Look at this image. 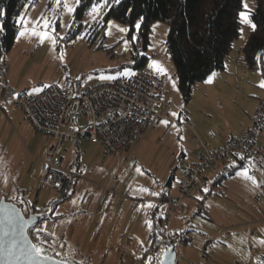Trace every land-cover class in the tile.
<instances>
[{"label":"rangeland","instance_id":"rangeland-1","mask_svg":"<svg viewBox=\"0 0 264 264\" xmlns=\"http://www.w3.org/2000/svg\"><path fill=\"white\" fill-rule=\"evenodd\" d=\"M65 3L73 11L69 12ZM241 3V12L247 5L250 21L255 0ZM76 4L77 0H61L59 5L56 0H38L22 14L27 23H20L18 33L25 31V35L17 39V33L12 48L4 55L5 84L15 89L38 90L48 84L62 86L69 78L83 79L81 85L86 87L132 71L128 66L132 43L137 42V49L142 47L141 39L136 37L138 29L135 27V39L131 40L128 27L110 19L103 39L87 32L88 27L72 35L66 30ZM97 14L98 11L88 14L83 23L91 24ZM239 19L240 35L225 60V69L195 84L188 101L177 89L174 68L166 52L167 25L156 21L149 26V44L140 54L147 57V64L154 71L164 69L159 73L165 76L166 94L154 111L160 116L168 114L166 120L171 124L165 126L160 123L163 119L154 120L140 140L121 153L120 166L116 158L103 155L100 145L81 143L78 162L85 183H79L75 192L53 209V215L60 216L56 221L49 214L50 202L59 196L38 183L42 157L53 142L34 133L20 110L5 106L0 111V198H14L24 192L28 204H35L38 213L48 214L41 227L53 233L60 230L68 250H75L77 257L85 258L88 264H119L121 237L127 238L126 250L131 255L144 252L153 207L147 205L159 203L155 200L161 197L178 159L183 163L196 159L195 139L213 147L205 136L215 135L212 142L217 143L238 134L248 125L264 93L259 86L264 81L262 70H249L240 59L252 27L251 21L245 23L240 14ZM44 20L50 22L48 32L56 37V43L51 39L42 42L39 35L33 34V30L43 34ZM77 107L75 102L74 111L78 113ZM82 123L79 116L77 124ZM257 145H264V137L258 139ZM63 156L65 161L73 160L75 148L67 145ZM203 174L210 180L206 184L200 182L192 191L195 200L185 201L187 211L176 209L170 218V232H188L190 237L187 244L178 243L176 264H264V203L253 199L259 189L260 174L242 167L221 183L215 182L219 177L212 169ZM180 177L177 168L173 188ZM108 183L109 188L104 191ZM129 264L136 263L131 259Z\"/></svg>","mask_w":264,"mask_h":264},{"label":"built area","instance_id":"built-area-1","mask_svg":"<svg viewBox=\"0 0 264 264\" xmlns=\"http://www.w3.org/2000/svg\"><path fill=\"white\" fill-rule=\"evenodd\" d=\"M7 64L0 58V111L5 106L16 108L23 114V120L34 133L52 140L42 157L38 183L41 188H50L58 196L67 195L78 182L83 181L79 174L78 145L92 143L100 145L103 155L116 158L122 163L121 152L140 140L154 120H166L168 114L158 115L154 108L162 102L166 94L165 76L154 72L151 67L137 69L128 74H117L105 82H96L83 87L82 81L67 78L62 86L43 85L40 89L15 90L5 84ZM86 78V77H85ZM78 104V113L74 103ZM81 117L82 125L77 124ZM171 124V122H170ZM187 135L192 136L190 130ZM264 137V98L259 100L250 119V124L237 135L231 136L221 146L209 149L199 139H195L197 159L183 163L178 159L180 179L167 197L161 212L162 233L169 232L170 218L183 202L191 198L192 191L200 183L204 171L218 162L235 156L243 160L244 167L260 174V185L253 199L264 203V145H257ZM75 148V158L65 161L63 152L67 145ZM202 207V205H200ZM28 212L35 211L28 206ZM126 237L120 244L119 264H158L164 244L156 250L131 255L126 250ZM178 244V241L176 242Z\"/></svg>","mask_w":264,"mask_h":264},{"label":"trees","instance_id":"trees-1","mask_svg":"<svg viewBox=\"0 0 264 264\" xmlns=\"http://www.w3.org/2000/svg\"><path fill=\"white\" fill-rule=\"evenodd\" d=\"M37 1L0 0V11L4 12V15L0 16V28L3 29L0 31V58L10 51L15 42L20 29V17ZM94 4L98 6V16L91 24H84L83 20ZM241 11V0H120L119 3L108 0L107 4L104 0H79L66 32L75 35L82 32L84 27H88L87 32H94L96 38L103 39L107 22L113 19L128 27V37L132 40L135 25L140 21L136 37L141 39L142 47L137 49V42L132 43L131 61L128 63L134 71L148 66L147 57L141 55L140 50L146 49L149 44V26L156 21L165 23L168 27L166 52L174 68L177 89L182 98L188 101L195 84L205 81L214 72L225 69V60L232 51L234 41L240 35ZM249 19L251 24L255 25V30L253 28L249 30L241 48L240 59L247 69L254 71L260 69L264 73V0H255ZM100 47L103 48V45ZM230 160H234V164H228ZM242 167L243 160L238 156L221 162L220 166H217L216 174L219 178H214L215 182H223L222 179L229 178ZM176 169L177 166L173 167L169 173L161 197L171 194ZM200 182L206 184L208 179L203 176ZM14 196L5 198L22 208L25 214L28 212V206L38 212L35 204L27 203L23 197L24 192ZM68 197L69 194L61 195L56 201L50 202L52 210L49 214L52 220L57 219V216L53 215V209ZM198 204L201 205V202ZM166 205L165 200H159L152 208L148 244L143 249L144 252L156 250L161 243L170 245L178 241L179 244H187L190 241L188 232L169 231L167 235L162 233L161 212ZM160 207L163 208L162 211ZM198 210L200 212L201 209ZM41 215L42 220L49 218L45 211ZM37 227H41V224L29 229L28 234L34 244L45 249L47 255L72 264H88L85 258L77 257L75 250H68L62 238L58 239L52 232L46 231L37 238L35 234Z\"/></svg>","mask_w":264,"mask_h":264},{"label":"snow or ice","instance_id":"snow-or-ice-1","mask_svg":"<svg viewBox=\"0 0 264 264\" xmlns=\"http://www.w3.org/2000/svg\"><path fill=\"white\" fill-rule=\"evenodd\" d=\"M105 4L108 3V0H104ZM114 3H119L120 0H113ZM56 3L59 5L61 3V0H56ZM77 3H79V0H77ZM64 7L68 9L69 12L73 11L72 8H69L67 3L64 4ZM245 11L240 13V17L242 21L245 23H250L248 20V14H247V5H244ZM98 11V6L94 4L91 7L90 15L93 13H96ZM4 12L0 11V16H3ZM143 18H141L142 20ZM20 23H27V21H24L23 17H21ZM109 25H111V22H108ZM50 26V22L47 20H44L41 27L43 30V34L40 35L36 33L35 30H33L34 35H39L40 40L43 42L45 39H51L52 43H56V37L54 35H50L48 32ZM250 26L255 30V25L250 24ZM137 29L140 28V21L137 22L135 25ZM3 29L0 28V31ZM120 31L124 32L127 31V29H120ZM52 32H55V29H52ZM107 34V33H106ZM25 35V31H21L18 33L17 39ZM135 39V37H133ZM127 43V42H125ZM159 72L163 73L164 69L159 68ZM210 82V81H209ZM261 88H264V81H262L259 85ZM173 87L175 88V84H173ZM173 116L177 115L176 113H172ZM160 123L164 124L165 126H168L170 122L168 120L160 121ZM174 127V125H173ZM182 139V137H181ZM153 195H157L156 193H153ZM148 207H152L153 205L149 204ZM19 217V212L16 211L15 206L12 207V209L6 214L4 223L7 225V228L0 231V257H2L8 264H11V261H20L21 259H25L29 262L37 261L41 259H47L45 249L37 244L34 243H27L23 240H18L17 236L20 234L17 232V229L15 227L16 225V218ZM22 232V229L20 230ZM46 229L43 227H37L35 228V234L37 238H40L42 233H45ZM45 242V241H42ZM161 264H163V261H161Z\"/></svg>","mask_w":264,"mask_h":264},{"label":"water","instance_id":"water-1","mask_svg":"<svg viewBox=\"0 0 264 264\" xmlns=\"http://www.w3.org/2000/svg\"><path fill=\"white\" fill-rule=\"evenodd\" d=\"M15 206V209L17 212H19V217L16 218V229L17 232L20 233L17 236L18 240H23L27 243H34L32 239L30 238L28 234V230L31 228H34L40 224L42 221V215L38 212H27L25 214L19 206H17L15 203L8 201L5 197L0 198V231L7 228V225L4 223L6 214L12 209V207ZM22 229V232L20 230ZM178 244H165L163 247V253L161 256V259L158 264H161V261H163V264H176V248ZM47 259H41L37 261L29 262L25 259H21L20 261H11V264H70L66 261L59 260L57 258H54L52 256H49ZM0 264H8L2 257H0Z\"/></svg>","mask_w":264,"mask_h":264},{"label":"crops","instance_id":"crops-1","mask_svg":"<svg viewBox=\"0 0 264 264\" xmlns=\"http://www.w3.org/2000/svg\"><path fill=\"white\" fill-rule=\"evenodd\" d=\"M153 70V69H152ZM154 71V70H153ZM154 72H156V73H159V72H157V71H154ZM160 74V73H159ZM7 85V84H6ZM8 86V85H7ZM9 87V86H8ZM10 88H12V89H15V88H13V87H10ZM15 90H24V89H15ZM264 98V93H263V95H262V97L259 99V100H261V99H263ZM258 100V101H259ZM258 103V102H257ZM256 107V106H255ZM255 109V108H254ZM254 111V110H253ZM252 116V115H251ZM81 118V117H80ZM251 118V117H250ZM250 124V121H249V123H248V125ZM247 125V126H248ZM244 129V128H243ZM243 129H241V130H243ZM240 130V131H241ZM237 135V134H236ZM215 135H211V136H205L204 137V139L205 140H207L208 141V143H210V144H212V146L213 147H209L208 146V144H206V143H204L209 149H214V148H217V147H219V146H221L225 141H226V139H229L231 136H234V135H231L230 137H228V138H226V139H221V140H219L217 143H213L212 142V140H214L215 139V137H214ZM202 143H203V141H202V139H199ZM214 144V145H213ZM80 145V144H79ZM79 145H78V149H79ZM129 148V147H128ZM127 148V149H128ZM127 149H125L124 151H126ZM123 152V151H122ZM121 152V153H122ZM79 153H80V150H79ZM79 153H78V157H77V159L79 158ZM184 156V154L183 153H181L180 154V158H182ZM64 157V156H63ZM196 159H197V156H196ZM196 159H194V161H196ZM193 161V162H194ZM219 164H216V165H213V166H215V167H210L209 169H212V171L215 173H217V166L219 165L220 166V163L221 162H218ZM228 164H234V160H230V162L228 163ZM208 169V170H209ZM79 174H80V176H81V178H82V168H79ZM204 176V174L202 175V177ZM207 179H209V178H207ZM210 180V179H209ZM81 184V183H85V181H84V179H83V181H78L71 189H70V192H69V196L71 195V194H73L74 192H75V188H76V186L78 185V184ZM108 188H109V183L105 186V189H104V191H106V190H108ZM173 189L174 188H172V191H173ZM102 192V194H103V196L105 195V192ZM161 196V195H160ZM159 196V197H160ZM160 198H157L156 200H155V202L157 201V200H159ZM191 199H193V200H195L193 197H191ZM191 199H188V200H191ZM185 201H187V200H185ZM185 201L183 202V206L179 209V210H184V211H187V207H186V205H185ZM154 204V203H153ZM156 204H154L153 206H155ZM153 208V207H152ZM60 218V216H57V219L56 220H58ZM56 220H53V221H56ZM53 233V232H52ZM54 235L55 234H57L58 235V238H62V240L64 241V238H63V234H62V232L60 231V230H57V231H55V233H53ZM122 238L123 237H121V241H122ZM120 248V247H119Z\"/></svg>","mask_w":264,"mask_h":264}]
</instances>
